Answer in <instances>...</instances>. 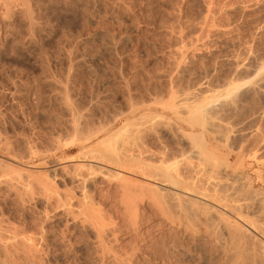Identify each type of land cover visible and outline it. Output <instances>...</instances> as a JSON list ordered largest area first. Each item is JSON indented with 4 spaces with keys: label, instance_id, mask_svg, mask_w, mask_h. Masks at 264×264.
<instances>
[{
    "label": "rangeland",
    "instance_id": "1",
    "mask_svg": "<svg viewBox=\"0 0 264 264\" xmlns=\"http://www.w3.org/2000/svg\"><path fill=\"white\" fill-rule=\"evenodd\" d=\"M7 1H0V110L4 113L0 130L10 137L16 139L23 130L47 152L52 137L68 138L69 143L74 111L107 127L123 120L117 130L134 115L172 101V89L181 97L193 91L199 102L210 95L215 104L229 99L227 83L235 80L245 95L237 108H225L221 116L216 113L221 127H230L227 133L234 130L228 145L218 141L217 152L223 160L227 156L224 145L242 147L248 155L256 148L259 153L264 150L263 141L256 137L264 135V95L249 92L250 83L258 81L264 71V0H10L9 7L4 5ZM67 93L72 113L60 101ZM189 104L179 109L187 110ZM52 154L47 160H55ZM108 188L97 194L107 198L106 212L117 217L114 205L119 194L107 193ZM149 211L143 212L144 219L135 230L125 222V214L120 215L115 237H111L118 240L112 244L128 254L136 251L137 264H170L179 258L182 264H211L208 261L214 254L207 240L211 237L203 228L197 237L199 249L192 232L183 235V229L165 222L155 209ZM56 221L51 225H62ZM88 236L86 232L72 235L76 246L66 258L59 251L48 257L56 264H94L95 254L87 251ZM162 242L170 259L151 255L156 251L151 245ZM76 250L81 251L75 256Z\"/></svg>",
    "mask_w": 264,
    "mask_h": 264
},
{
    "label": "bare ground",
    "instance_id": "2",
    "mask_svg": "<svg viewBox=\"0 0 264 264\" xmlns=\"http://www.w3.org/2000/svg\"><path fill=\"white\" fill-rule=\"evenodd\" d=\"M260 72V79L256 76L259 80L250 83L249 92L255 96L264 95V71ZM227 85L229 99L215 104L210 95L199 102L193 91L181 97L172 89V101L160 109H147L139 117L131 115L133 120L129 118L117 130L123 120L107 127L73 112L67 93L60 101L66 111L73 112L69 143L68 138L52 137L47 152L23 130L17 131L16 139L0 130V264H56L48 255L59 251L66 258L76 246L72 235L83 232L91 237L87 251L95 254L94 264H137L135 250L128 254L112 244L117 238L112 239L116 219L125 214V222L135 230L144 219L143 212L153 209L165 222L183 229V235L192 232L199 249L197 237L203 228L211 237L207 239L214 254L208 261L211 264H264V150L259 153L256 148L248 155L242 147L226 146L234 130L228 134L230 127H221L217 114L236 107L245 95L235 80ZM188 102L187 110L179 109ZM259 134L256 137L264 143V135ZM218 141L227 142L223 160L217 152ZM51 151L50 158L56 155L52 161L47 160ZM74 151L78 154L71 156ZM59 180L65 182L64 187ZM107 187V193L119 194L114 205L117 217L106 212L107 198L97 194ZM57 219L62 225H51ZM171 231L176 239L178 230ZM165 243H152L156 251L151 255L170 259ZM80 251L72 253L76 256ZM180 259L169 263L182 264Z\"/></svg>",
    "mask_w": 264,
    "mask_h": 264
}]
</instances>
